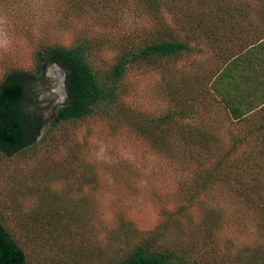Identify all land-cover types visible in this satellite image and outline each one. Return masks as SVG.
<instances>
[{
  "label": "trees",
  "instance_id": "1",
  "mask_svg": "<svg viewBox=\"0 0 264 264\" xmlns=\"http://www.w3.org/2000/svg\"><path fill=\"white\" fill-rule=\"evenodd\" d=\"M62 2L70 4L78 21L93 18L98 32L108 30L106 41L78 31L69 45H38L32 69L5 73L0 81V156L14 158L48 145L67 124L95 116L112 119L132 127L153 151L195 167L179 211L223 185L264 218V0H135L154 26L117 36L112 33L119 29L131 0ZM63 14L70 16L67 11ZM115 44L119 48L113 63L101 68L96 61L101 48L113 49ZM186 55L202 56L204 63L194 60L188 67L182 64L186 69L177 67ZM158 63L162 67L170 63L165 81L169 108L152 114L127 107V72ZM49 65L64 69L66 95L50 113L43 107L45 91L40 85L50 80ZM201 110L206 116L197 122ZM212 112L224 119L212 117ZM221 127L227 128L228 138L211 130ZM88 171L93 176L85 181L92 183L95 173ZM29 173L28 181H17L23 192L40 194L39 202L27 213L22 199L15 202L20 226L11 228L4 212L9 204L0 191V264H28L18 232L43 237L50 227L64 226L74 214L70 200L52 192L49 184L41 188L39 181L37 187ZM73 175L62 172L65 179ZM219 217L209 210L206 233L188 244H163V230L145 233L111 264H264V225L262 241L243 247L233 261L211 258ZM20 227L22 232L17 230Z\"/></svg>",
  "mask_w": 264,
  "mask_h": 264
},
{
  "label": "rangeland",
  "instance_id": "2",
  "mask_svg": "<svg viewBox=\"0 0 264 264\" xmlns=\"http://www.w3.org/2000/svg\"><path fill=\"white\" fill-rule=\"evenodd\" d=\"M120 22L112 35L140 33L154 26L135 0L126 7ZM98 28L93 18L78 21L70 4L62 0H0V81L10 69H32L38 45H69L78 31L102 41L108 30L99 29L100 33ZM118 48L116 44L113 49L110 45L102 47L97 64L108 68ZM201 58L186 55L176 66L188 67L194 60L204 63ZM169 65L162 67L158 63L130 69L124 79L126 106L152 114L165 112L170 105L165 83ZM47 74L50 80L40 85L45 91L43 107L50 113L66 99L65 72L59 65H49ZM205 116L201 110L195 119L200 122ZM211 116L224 119L217 112ZM211 130L228 138L225 127ZM58 134L56 140L33 152L14 158L0 156V191L4 192L6 205L9 204L4 212L11 228L20 226L16 201H24V213L39 202L40 194L23 192L17 181H28L29 172L37 187L39 181L41 188L49 184L52 192L63 195L73 205L71 219L64 226L50 227L43 237L26 235L23 228L17 229L22 232L18 234L22 236L28 264H111L145 233L157 229L165 232L163 244H188L194 236L206 233L208 225L204 220L209 210L220 215L212 259L233 261L243 247L262 241L264 218L240 201L229 187L217 185L195 204H187L179 211V204H183L191 188L195 167L175 163L153 151L132 127L95 116L67 124L66 130ZM88 168L95 173L92 183L85 181L88 175L93 176ZM62 172L76 175L65 179Z\"/></svg>",
  "mask_w": 264,
  "mask_h": 264
}]
</instances>
